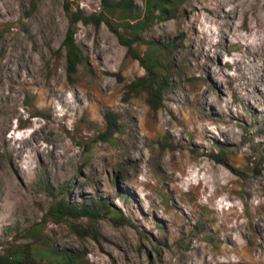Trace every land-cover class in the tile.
Returning a JSON list of instances; mask_svg holds the SVG:
<instances>
[{
	"label": "rangeland",
	"instance_id": "374dc122",
	"mask_svg": "<svg viewBox=\"0 0 264 264\" xmlns=\"http://www.w3.org/2000/svg\"><path fill=\"white\" fill-rule=\"evenodd\" d=\"M101 1L71 0L87 15ZM65 3L0 0V252L264 264V0H189L145 32L175 47L158 110L131 88L146 71L106 24L76 27L86 59L69 80ZM107 110L118 116L108 140ZM63 198L108 200L123 218L102 214L96 241L86 219H45Z\"/></svg>",
	"mask_w": 264,
	"mask_h": 264
},
{
	"label": "trees",
	"instance_id": "16d2710c",
	"mask_svg": "<svg viewBox=\"0 0 264 264\" xmlns=\"http://www.w3.org/2000/svg\"><path fill=\"white\" fill-rule=\"evenodd\" d=\"M65 10L69 17L70 26L63 43L67 54V73L69 80L74 81L80 65L85 62V55L76 42V27L79 24L92 25L100 28L106 24L113 33L127 47L128 56L140 62L145 69V76L136 80L131 88L146 93L148 104L158 110L164 105V95L169 88V70L166 58L169 57L173 44H161L156 41H147L145 32L157 23L172 21L177 18L179 11L189 0H143L140 6L135 0H102L99 13L87 15L77 5L73 7L71 0H65ZM2 36L0 35V39ZM136 46H146L145 54H141ZM107 132L105 139H110L118 131V116L112 111L105 112ZM224 148H220L222 153ZM209 158L216 159L223 164L221 159L214 154ZM64 191V190H63ZM111 214L117 220L123 218L121 211L113 209L108 200L87 201L82 204L70 203L65 198L51 206L45 215V219L55 224L72 223L73 221H88L87 235L99 241L96 226L102 214ZM38 229H31L29 233L36 235ZM55 259L59 264H88L80 255H73L67 252H57L53 248L47 250L32 248V246L18 247L12 253L0 252V264H41L43 259Z\"/></svg>",
	"mask_w": 264,
	"mask_h": 264
}]
</instances>
